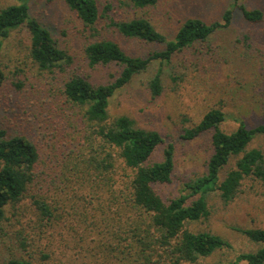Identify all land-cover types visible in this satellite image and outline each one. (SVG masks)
<instances>
[{
    "label": "trees",
    "instance_id": "16d2710c",
    "mask_svg": "<svg viewBox=\"0 0 264 264\" xmlns=\"http://www.w3.org/2000/svg\"><path fill=\"white\" fill-rule=\"evenodd\" d=\"M17 1L0 7V54L13 33L25 31L27 56L59 102L46 124H40L39 114L37 135L30 129L10 134L0 128V223L8 207L20 206L27 198L35 215L49 222L57 211L47 196L28 194L41 184L43 188L57 185L58 193L75 186L85 210L82 217L86 222L92 219L88 227L98 240L91 257L95 264H198L228 249L230 244L222 236L200 229L198 224L211 216V193L228 205L246 179L264 188V151L251 147L257 137L264 136V107L260 123L252 128L239 122L232 132H223L225 114L221 108H211L198 123L182 129L180 138L188 142L209 134L210 153L201 176L164 198L157 188L173 183L174 143L156 130L140 127L127 115L110 116L109 106L111 99L146 73L153 62L169 63L195 43H206L230 26L235 13L247 23L258 24L263 12L231 0L219 21L206 24L189 18L172 40H166L145 18H111V2L100 9L96 0H62L90 40L83 48L89 68L118 67L112 80L93 84L88 76L73 71L72 57L59 47L49 29L30 15L29 0ZM44 1L50 6L55 0ZM127 1L131 8L143 10L155 7L160 0ZM114 2L125 6L123 0ZM100 21L122 39L162 44L163 49L146 57L131 56L116 40L100 36ZM59 79L58 87H53ZM146 90L152 98L162 94L159 70L146 82ZM66 144L68 152L57 160L56 152ZM236 231L259 248L237 255L233 264H264V228ZM21 246L24 248L23 243ZM4 264L33 263L20 256Z\"/></svg>",
    "mask_w": 264,
    "mask_h": 264
},
{
    "label": "rangeland",
    "instance_id": "374dc122",
    "mask_svg": "<svg viewBox=\"0 0 264 264\" xmlns=\"http://www.w3.org/2000/svg\"><path fill=\"white\" fill-rule=\"evenodd\" d=\"M96 1L100 9L111 2L113 9L109 16L114 20L147 19L166 40H172L189 18L206 24L219 21L232 4L231 0H160L153 8L136 10L127 0H123L125 6L115 0ZM238 1L247 9H260L262 22L247 23L235 13L227 29L216 32L206 43H195L175 54L169 63L153 62L146 73L111 99L110 116L127 115L140 127L156 130L167 142L174 143L173 183L157 188L164 198L201 176L210 153L209 134L188 142L180 138L182 129L198 123L211 108H221L224 112L221 130L226 133L232 132L239 122L247 128L260 123L264 107V0ZM18 3L17 0H0V7ZM28 6L30 15L46 26L59 47L72 57L75 73L88 76L93 84H104L117 75L118 67L113 64L89 68L83 48L90 40L62 0H55L50 6L44 0H29ZM99 28L101 37L116 40L131 56L146 57L163 49L162 44L122 39L106 27L105 21H100ZM27 45V34L21 30L6 40L0 54V128L10 134L30 129L37 135L39 114H42L40 124H46L49 113L55 111L59 102L51 85L38 75L37 67L28 58ZM158 70L163 92L152 98L146 90V82ZM59 81L53 87H58ZM68 146L56 152L57 160L68 152ZM251 147L264 151V136L257 137ZM41 185H36L28 196L33 193L37 197L47 196L56 215L49 222L40 220L28 198L20 206L8 207L5 220L0 223V264L20 256L33 264H95L91 257L98 240L88 227L92 219L86 222L82 217L85 210L79 190L71 186L58 193L57 185L50 188ZM208 199L211 216L199 223L198 228L219 234L230 247L198 264H233L237 255L256 251L259 245L236 230L264 228L263 186L246 179L232 203L222 204L215 193Z\"/></svg>",
    "mask_w": 264,
    "mask_h": 264
}]
</instances>
